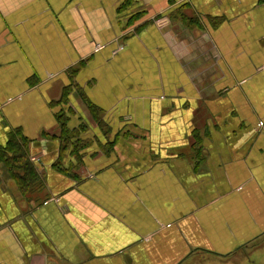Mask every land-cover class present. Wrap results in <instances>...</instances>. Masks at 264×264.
I'll return each instance as SVG.
<instances>
[{
  "label": "crops",
  "instance_id": "obj_1",
  "mask_svg": "<svg viewBox=\"0 0 264 264\" xmlns=\"http://www.w3.org/2000/svg\"><path fill=\"white\" fill-rule=\"evenodd\" d=\"M12 134L38 181L23 193L0 162V264L248 252L264 238V0H0V148Z\"/></svg>",
  "mask_w": 264,
  "mask_h": 264
},
{
  "label": "trees",
  "instance_id": "obj_2",
  "mask_svg": "<svg viewBox=\"0 0 264 264\" xmlns=\"http://www.w3.org/2000/svg\"><path fill=\"white\" fill-rule=\"evenodd\" d=\"M66 97L63 95L62 101ZM92 109V107H91ZM94 114V112L92 111ZM58 121L63 132V139L72 141L67 115L61 110L58 114ZM67 147V146H66ZM78 148V146H76ZM0 162L6 164L12 176L17 180L19 188L23 193H28L38 181V174L33 167L26 151V142L18 138V134H12L7 148H0Z\"/></svg>",
  "mask_w": 264,
  "mask_h": 264
},
{
  "label": "rangeland",
  "instance_id": "obj_3",
  "mask_svg": "<svg viewBox=\"0 0 264 264\" xmlns=\"http://www.w3.org/2000/svg\"><path fill=\"white\" fill-rule=\"evenodd\" d=\"M252 249L244 250L245 252H239L234 256L229 257L227 260L210 259L207 257L202 259L201 264H264V238L255 243Z\"/></svg>",
  "mask_w": 264,
  "mask_h": 264
}]
</instances>
